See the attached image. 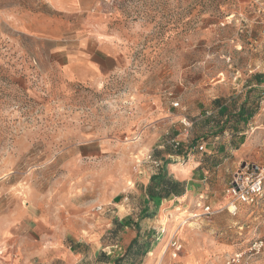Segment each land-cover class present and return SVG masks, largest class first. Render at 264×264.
<instances>
[{"label": "rangeland", "instance_id": "374dc122", "mask_svg": "<svg viewBox=\"0 0 264 264\" xmlns=\"http://www.w3.org/2000/svg\"><path fill=\"white\" fill-rule=\"evenodd\" d=\"M259 74L264 0H0V264H42L36 252L72 246L98 206L141 203L173 139L186 151L213 131L241 164L264 167V125L240 116ZM225 183L131 214L156 264H225L264 236V195L233 214ZM242 264H264V250Z\"/></svg>", "mask_w": 264, "mask_h": 264}, {"label": "crops", "instance_id": "0c3cea01", "mask_svg": "<svg viewBox=\"0 0 264 264\" xmlns=\"http://www.w3.org/2000/svg\"><path fill=\"white\" fill-rule=\"evenodd\" d=\"M244 90L246 91L243 104V111L245 112L244 123L248 121L247 124L251 126L252 130L258 129L264 125V76L261 75L259 81H254L253 78L250 77L245 84ZM254 91H258L262 96L260 98L261 108L256 112L251 111L249 107L251 105L250 100L252 99ZM213 99L215 103L220 101V97H214ZM219 103H221V101ZM214 107L217 109L218 113V110H222L224 105ZM223 123L224 122H222V124ZM252 123L260 124L253 127ZM220 127L223 128L222 126ZM207 132L208 133L201 137V140L198 139L196 142L191 143L195 145V147L190 149V145L183 154L177 155L172 152L168 153V156L175 157V161H168L172 163L165 164L164 166L163 160L160 159L164 171L169 175H172L178 181L183 182L185 185V193L182 195L171 196L169 199L161 200V205H163L164 208H166V204L170 205L177 200L186 202L197 194H201L202 196L206 195L207 198V195L211 190L218 188L213 184L214 178L215 180L217 179L218 183H221V185H219L220 188H224L222 183L226 181L225 187L227 188L231 175L243 162V157H240L241 155L237 153L240 150L237 146L231 151V153H228L226 151L228 146L225 145L226 140L218 135H214V133H212L213 131ZM238 134L242 133L238 132ZM253 134L254 133L251 132L250 136L252 137ZM250 142L251 140L244 143L245 147L249 150L251 147ZM201 143H205L206 145L204 151H199L198 149V145ZM182 159H185L187 162L184 166H180L181 163H178ZM157 169L159 172L160 168ZM153 174H155V172L152 171L148 177H144L142 185H148ZM141 177L142 176H139V179ZM141 198L143 201L138 204L132 203L127 205L125 200L128 198H126L119 202L110 200L104 206L101 205L102 209L98 210L101 212V216L98 215L97 217L99 218L97 220L87 224L82 233L78 232L76 234L79 237H76L77 239L73 241L72 246L37 251V254L44 255L42 264H156L151 257L153 254L151 249L154 246V243H150V231L142 229L139 218L134 219V221H138L139 228H141L139 232V244L142 245L143 255H141L134 263H132L129 258L125 261L122 259L127 252L131 241L137 236L138 230L126 227L128 229L127 235L129 236L125 238L124 232L122 234L121 230L123 227L121 226L118 228L119 224L122 223L124 218L131 216L134 212L141 217V221L143 219H148L150 216H148V218H143V216L150 212V208L151 211L157 209L155 200H150L148 196L144 195H142ZM226 198L230 202V198L227 195ZM112 226H115V228L112 229ZM110 231L115 235V238L113 237L112 242H105L102 245L101 242L103 237ZM96 235H98V238ZM97 243H99L98 246H96ZM100 248L101 251H99Z\"/></svg>", "mask_w": 264, "mask_h": 264}, {"label": "built area", "instance_id": "2783aa9c", "mask_svg": "<svg viewBox=\"0 0 264 264\" xmlns=\"http://www.w3.org/2000/svg\"><path fill=\"white\" fill-rule=\"evenodd\" d=\"M175 106H178V103H175ZM182 122L185 126L184 131L188 134V129L192 126V123L186 119ZM172 141L175 143L176 147L182 142L178 139H173ZM199 149L203 150L204 146L201 145ZM225 192L230 198V212L233 214L237 213L239 204L251 205L256 203L257 200L264 195V167L247 162L241 164L231 175V179ZM203 208L205 213H211L210 206L205 205ZM97 209H102V206H98ZM172 246L174 247L173 256L176 257L180 252L182 245L179 241L174 240ZM263 250L264 236L256 237L252 239L250 245L245 251L231 255L225 264H242L244 256H248V258L254 257L260 254Z\"/></svg>", "mask_w": 264, "mask_h": 264}, {"label": "trees", "instance_id": "16d2710c", "mask_svg": "<svg viewBox=\"0 0 264 264\" xmlns=\"http://www.w3.org/2000/svg\"><path fill=\"white\" fill-rule=\"evenodd\" d=\"M261 75H256L255 80L259 81ZM240 116L244 117V111L241 110ZM194 147L193 144H191L192 149ZM184 145L181 142L177 146V150L173 152V154H183ZM161 166V165H160ZM183 193H185V185L183 182L178 181L175 179L172 175H169L164 171V167L161 166L160 171L151 177V181L146 187V195L150 198V200H158L161 201L162 199H169L171 196H180ZM150 216V213H147L143 218H148ZM129 227L133 230H138L137 236L131 241L127 252L122 257L124 261L129 258L132 263L137 261L142 253V245L139 244V222L134 221V219L129 216L123 219L122 223L119 224V227Z\"/></svg>", "mask_w": 264, "mask_h": 264}, {"label": "bare ground", "instance_id": "6f19581e", "mask_svg": "<svg viewBox=\"0 0 264 264\" xmlns=\"http://www.w3.org/2000/svg\"><path fill=\"white\" fill-rule=\"evenodd\" d=\"M158 264H160V262Z\"/></svg>", "mask_w": 264, "mask_h": 264}]
</instances>
